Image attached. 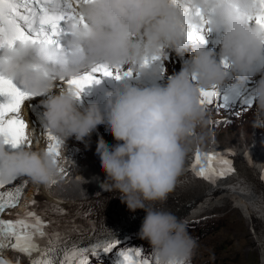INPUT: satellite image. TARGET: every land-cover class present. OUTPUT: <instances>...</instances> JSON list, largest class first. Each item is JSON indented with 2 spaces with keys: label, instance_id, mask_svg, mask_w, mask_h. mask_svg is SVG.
Returning <instances> with one entry per match:
<instances>
[{
  "label": "clouds",
  "instance_id": "obj_1",
  "mask_svg": "<svg viewBox=\"0 0 264 264\" xmlns=\"http://www.w3.org/2000/svg\"><path fill=\"white\" fill-rule=\"evenodd\" d=\"M81 0L82 23L64 24L63 46L17 40L0 48V75L19 79L35 96H44L45 127L61 144L70 138L84 143L103 125L114 143L102 137L95 155L104 173L99 187L117 192L130 211L145 212L138 237L146 240L160 264H190L197 241L186 222L165 210L168 196L181 176L190 145L203 139L209 109L200 103L201 90L226 82L228 74L241 86L258 76L253 90L252 126L264 128V71L253 66L264 60V28L256 22L257 0ZM209 14V26L221 32L219 55L200 44L189 46L186 28L200 26ZM166 49L177 55L189 51L191 63L162 84H121L104 94L103 106H81L67 82L97 65L142 73L145 61ZM177 65V64H176ZM178 67V65H177ZM62 157L55 162L46 150L21 147L9 151L0 144V179L24 177L37 186H49L58 176ZM159 206V207H157ZM0 264H18L0 253Z\"/></svg>",
  "mask_w": 264,
  "mask_h": 264
},
{
  "label": "bare ground",
  "instance_id": "obj_2",
  "mask_svg": "<svg viewBox=\"0 0 264 264\" xmlns=\"http://www.w3.org/2000/svg\"><path fill=\"white\" fill-rule=\"evenodd\" d=\"M181 2L178 3V6H182L181 11L188 10L186 0H181ZM207 19V17L203 18V20ZM200 22L201 19L198 20V23ZM186 29H189L187 37L190 38L194 28ZM207 35L210 38V33ZM190 40L195 41L191 38ZM206 48L213 51L216 50L217 55L215 58L218 62H224L219 55V44L217 48L214 46H207ZM182 55L185 60L184 53ZM95 75L99 82L94 81L90 85L85 86L82 91L86 97L98 103V100L103 101L105 92L110 91L108 86L112 81L110 76ZM145 79L149 80L151 84L159 81L156 76L150 74H147ZM63 82H57V88H62ZM222 85L213 89L217 93L216 105H218L217 103L222 94L219 92V88ZM254 87L255 84L252 86L246 85L241 91L243 93L240 96L239 104L243 102L244 104H252ZM79 103L81 106H86L81 102ZM27 137L31 141L29 148L36 150H46L47 145L51 143L41 129L36 130L34 137H31V134ZM98 137H102L109 145L113 143L112 136L106 133L103 125L98 126L96 132L92 134L90 146L87 150L84 143L76 141L74 138H70L66 144L60 143L59 154L62 157L60 169H63V172H58L57 179L53 184L37 186L30 183L27 179L20 181L19 177L11 185L6 186V188H11L27 184L30 187H40L38 195L41 198V210L45 209L47 199L62 208L55 209V226H59L63 219L62 230L73 233L72 238L67 240L69 244L75 242L76 245H80L106 235L126 236L140 228L145 216V212L142 209H137L134 212L130 211L126 204L121 202L119 193L104 192L99 187V182L104 180V173L95 155ZM215 139L216 136L213 143ZM197 142L202 147L199 140ZM195 145L196 141L190 145V150L185 159L184 170L178 178L174 191L169 194L162 207L177 217L191 222L205 218L204 214H209L213 207H225L222 202L227 200L228 204L230 203L241 210L246 220L248 219L249 223H251L260 263L264 264V164L258 158L257 153L253 152L256 150L255 147L248 149L250 146H246V149L237 148L236 150H217V148H214L213 150L215 151L212 150L211 145L206 149L202 147L206 152L204 157L209 153H216L230 160L232 164L230 173L222 177L218 176L214 181H209L188 170L192 156L191 147ZM8 148L10 147L8 146ZM25 195L23 199H28V193ZM23 203L24 201L19 204L20 210L24 209ZM180 203H190L196 212H188L187 206L176 205ZM239 214L241 213L239 212ZM50 216L51 214L47 216L48 220ZM19 257L21 258L20 255Z\"/></svg>",
  "mask_w": 264,
  "mask_h": 264
},
{
  "label": "snow or ice",
  "instance_id": "obj_3",
  "mask_svg": "<svg viewBox=\"0 0 264 264\" xmlns=\"http://www.w3.org/2000/svg\"><path fill=\"white\" fill-rule=\"evenodd\" d=\"M80 2L81 0H0V48L12 47L17 40L28 39L56 43L53 37L60 35L62 23L72 22L74 26L76 23H82V17L77 12ZM257 2L260 12L254 19L261 28H264V0ZM201 21L199 30L194 28L190 38L203 43L202 33L205 31L204 24L207 21L203 18ZM27 31H31L33 35L29 36L26 34ZM95 74L114 76L117 80L121 78L120 69L113 71L105 65H97L89 73L63 84L78 99L85 86L94 81L99 82ZM123 75H131V70L123 72ZM0 96L5 97V100L0 102V144L8 145L13 150L30 147L31 141L26 134L28 124L21 118L20 111L22 106H27L25 102L35 95L21 91L10 78L0 75ZM216 96L215 90H201V105L213 106L219 110L223 106L215 104ZM45 131L47 139L51 141L46 151L55 162L59 156L60 141L50 130L45 128ZM204 159L207 161L206 165L201 164L202 157L197 151L191 165L199 177L214 181L218 176H225L232 171L231 161L220 154L209 153ZM59 171L63 172V169ZM15 180L17 178L13 181ZM13 181L0 179V214L16 207L23 192L22 185L6 188ZM49 223H46L35 210L14 219L0 215V252L5 248H11L28 256L30 264H90L89 256L98 259L101 253H112L120 244L116 239H103L87 248L78 247L75 242L68 243L65 239L67 233L62 236L55 230L49 232ZM116 254L119 256L118 264H160L158 257L154 261L148 258L140 259V249L122 250Z\"/></svg>",
  "mask_w": 264,
  "mask_h": 264
},
{
  "label": "rangeland",
  "instance_id": "obj_4",
  "mask_svg": "<svg viewBox=\"0 0 264 264\" xmlns=\"http://www.w3.org/2000/svg\"><path fill=\"white\" fill-rule=\"evenodd\" d=\"M186 40L189 46L198 44L191 41L189 37ZM199 44L206 48L204 43L199 41ZM184 57L187 65H189L191 63L189 51L184 52ZM157 62L167 72L168 76L178 72V67L174 60L160 59ZM263 70L264 64L255 73ZM166 79L159 80L158 83L162 84ZM256 79H258V76L250 77L245 85L241 86L235 82L230 73L228 74L225 82L227 83V85L225 84V91L227 90V92H222L217 103L223 107L217 110L213 106H207L209 118L205 130L206 134L203 139L199 140L204 149L209 148L210 145L212 150L214 148H217V150H236L237 148L246 149V146H250L248 149L255 147L256 150L253 152L257 153L258 158L264 164V128L252 126L253 104H244V102L239 104L240 96L243 93L241 91L246 85H254ZM110 85L108 90L111 91ZM213 89L215 88L209 90ZM100 102L101 100H98V104L102 108L103 101ZM211 119L213 120L211 121ZM109 136L111 135L109 134ZM215 136L216 139L213 143ZM24 180L26 178L20 177V181ZM222 204L225 207H213L215 209L212 208L209 214H204L206 216L203 218L206 222L205 224L210 226V228H206L205 232L199 235L196 240L197 247L190 259V264H261L251 223H249L248 219L246 220L241 210L230 203L228 204L227 200H224ZM176 205L187 206L188 212H196L190 203ZM209 222H215V225L212 226L208 224ZM205 227H202L203 231Z\"/></svg>",
  "mask_w": 264,
  "mask_h": 264
}]
</instances>
